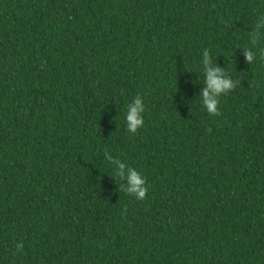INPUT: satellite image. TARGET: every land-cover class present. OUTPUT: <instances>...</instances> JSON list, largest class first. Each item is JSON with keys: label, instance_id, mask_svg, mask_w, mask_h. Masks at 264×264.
<instances>
[{"label": "trees", "instance_id": "trees-1", "mask_svg": "<svg viewBox=\"0 0 264 264\" xmlns=\"http://www.w3.org/2000/svg\"><path fill=\"white\" fill-rule=\"evenodd\" d=\"M262 16L264 0H0V264H264ZM205 49L237 82L218 116ZM108 157L145 176L143 200Z\"/></svg>", "mask_w": 264, "mask_h": 264}, {"label": "clouds", "instance_id": "clouds-1", "mask_svg": "<svg viewBox=\"0 0 264 264\" xmlns=\"http://www.w3.org/2000/svg\"><path fill=\"white\" fill-rule=\"evenodd\" d=\"M257 30L250 36L251 42L255 45L258 38L264 36V16L257 19ZM254 53L251 50H245V60L247 63L253 62ZM201 66L203 69V90L200 93V102L206 112L211 116L220 115L219 98L231 92L237 82L234 81L225 71V67H220L217 62L214 63L212 53L205 49L201 57ZM145 104L141 96L137 95L127 104L124 113L126 129L129 133H136L144 126ZM109 163L113 166L115 174L124 181V190L137 200H143L147 193L145 176L134 167L128 166L119 158L108 157Z\"/></svg>", "mask_w": 264, "mask_h": 264}]
</instances>
